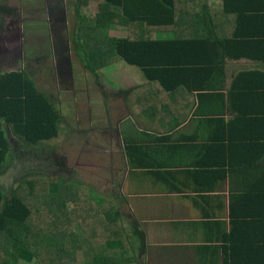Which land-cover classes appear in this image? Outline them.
<instances>
[{"label":"trees","instance_id":"trees-1","mask_svg":"<svg viewBox=\"0 0 264 264\" xmlns=\"http://www.w3.org/2000/svg\"><path fill=\"white\" fill-rule=\"evenodd\" d=\"M89 1L78 0L72 35L88 72L99 76L126 62L155 83L161 96L192 82L199 100L219 104L215 121L226 140L233 123L264 120V71L241 62L254 58L264 66V0H223L222 8L210 0H102L95 15L82 14ZM114 27L126 30L119 36ZM232 69L230 84L219 85ZM137 92L127 91L133 100ZM156 102L154 97L150 105ZM7 133L29 147L60 144L69 133L62 113L23 71L0 70V180L8 177L7 186L0 184V264H18L22 253L42 264H134L133 252L122 253L132 243V228L119 201L95 186L109 178L105 159L93 162L100 167L96 184L94 176L82 184L26 173L12 186L13 160L25 173L39 157L26 158L21 150L14 157ZM87 134L81 133L78 147H88L91 160L101 157L85 142Z\"/></svg>","mask_w":264,"mask_h":264},{"label":"crops","instance_id":"crops-1","mask_svg":"<svg viewBox=\"0 0 264 264\" xmlns=\"http://www.w3.org/2000/svg\"><path fill=\"white\" fill-rule=\"evenodd\" d=\"M77 2L0 0V43L9 45L7 36L18 27L22 34L13 45L28 47L35 36L55 43L57 9L50 5H74L77 11ZM210 4L222 8L224 2ZM31 8L36 16L24 19L25 12L34 15L28 13ZM10 18L19 26H7ZM70 36L67 32L63 44L73 42ZM253 61L241 60L264 71ZM128 69L119 77L124 88L114 104H106V122H95L85 140L111 166L108 180L95 186L118 199L119 212L132 228L127 236L132 243L126 242L122 253L133 252L134 264H264V120L235 122L223 139L215 121L219 104L199 100L192 82L161 96L142 71ZM234 75L232 69L218 84L227 87ZM132 88L138 91L136 100L127 93ZM154 97L157 102L150 105ZM90 176L94 184L101 180Z\"/></svg>","mask_w":264,"mask_h":264},{"label":"rangeland","instance_id":"rangeland-1","mask_svg":"<svg viewBox=\"0 0 264 264\" xmlns=\"http://www.w3.org/2000/svg\"><path fill=\"white\" fill-rule=\"evenodd\" d=\"M101 2L102 0H91L90 7L81 8V13L95 15ZM14 5H17V3H14ZM9 8L11 9V7ZM49 8L57 9L56 19L58 23L55 24L54 22L52 24V26L54 25L52 32L55 35L54 41L56 42H52L47 37L36 39L38 37L35 36L28 47L19 44L13 45V40L16 38L20 40L22 34V30H19L18 27V29L11 32V35L7 36L8 43H11H9L10 46L0 43V66L2 71L13 67L16 71L27 73L36 82L39 90L46 93L55 107L62 113L69 133L67 138L60 144L55 143L52 146L37 147H29L7 133L13 152H15L14 157L16 156V150H21L26 158L39 157L33 159L34 162H37L34 167L28 166L25 168V173L22 171V166H16V163H14L16 161L13 160L10 170L17 173V177L13 179L12 186L26 173L29 175L39 174L51 179L63 178L82 184L91 182L90 173L98 176L100 167H95L93 162L105 157V154L98 152L101 157L95 158L93 159L95 161H93L88 147H78L77 140H80V137L84 138L85 136H82L81 133L91 129L95 122H101L102 124L106 122V104H114L112 95L115 96L124 88V84H120L121 79L119 77H121V74L128 75L131 72L126 67V62H117L108 66L99 72V76L88 72L76 54L74 42H68V45L63 44L67 32L71 34V38L73 35L78 14L74 5L57 8L51 4ZM35 9L31 8L28 11V13L34 15L29 16L25 12L23 18L36 16ZM0 15L3 16L2 13ZM19 23L18 21V26ZM9 24L12 27L13 25L17 26V24H14L13 18H10L7 26ZM34 28L38 30L36 25H34ZM123 30L124 28L114 27L112 32L120 36ZM48 31L45 24H43V34H47ZM111 92L112 95L109 94ZM76 110L78 111L76 112ZM97 114L98 116H96ZM113 121L116 122V119L113 118ZM35 151L39 152L35 153ZM98 153L95 152V154ZM107 165L111 167L109 163L105 164V167ZM10 170L8 173H10ZM12 177L14 178L13 174ZM7 178H2L5 182L2 183L0 180V184L7 186ZM27 256L29 257L28 254L23 255L22 253L18 258V264H42L41 262L38 263L33 256H30L29 259L25 258Z\"/></svg>","mask_w":264,"mask_h":264}]
</instances>
